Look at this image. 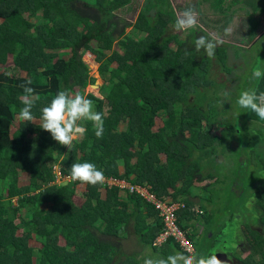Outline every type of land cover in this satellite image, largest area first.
I'll return each instance as SVG.
<instances>
[{
    "label": "trees",
    "instance_id": "obj_1",
    "mask_svg": "<svg viewBox=\"0 0 264 264\" xmlns=\"http://www.w3.org/2000/svg\"><path fill=\"white\" fill-rule=\"evenodd\" d=\"M148 1V7L153 6L149 11L141 9L134 24V29L144 35L137 39L125 35L127 25L120 27L124 21L116 15L131 0H0V66L5 67L0 72V188L4 183L1 189L6 192V198L0 195V264H143L146 256H152L146 248L152 251V257L166 258L177 251L187 254L172 239L160 251L154 246L163 229L162 220L155 206L137 193L109 187L105 182L87 184L86 199L76 206L68 188L72 184L71 165L83 162L95 164L106 179L148 187L161 201L168 198L170 203H183L184 207L177 210V222L194 245L195 254L199 255V241L205 237L211 248L206 256L217 252L220 259L229 261L225 252L241 246L248 249V254L236 264H264V152L255 149L264 142V120L237 104L244 90L264 92V77L257 80L252 76L264 65L251 69L250 75L238 71L234 83L220 92L208 93L207 86L213 82L207 79V73L213 64L227 73L228 51L245 50L219 43L213 57L205 52L200 55L194 42L209 35L197 28L186 38L188 42L182 41L168 31L176 19L170 0ZM253 1L243 0L247 16L258 12ZM207 4L205 12L194 5L197 12H203L199 20L207 27L212 24L205 15L207 10L220 16L216 17L217 24L233 12V3ZM37 14L40 18L33 22ZM118 39L123 52L112 51V43ZM67 49L72 51L62 56L61 51ZM86 53L95 57L100 64L98 73L107 81L103 98L86 95L93 101L94 110L103 115L102 138L96 137L90 121L79 122L86 132L83 139L73 142L70 151L39 124L20 121L11 133L23 106L22 86L28 81L40 97L32 109L36 119L58 91L82 94L73 90L89 85V68L83 60ZM262 58L256 57L253 62ZM21 70L25 77L20 76ZM220 118L225 121L221 123ZM158 120L163 127L155 131ZM123 123L126 129L120 130ZM216 125L223 126L219 135L211 134ZM232 143L236 144L234 149L230 148ZM218 149L228 160L222 180L234 187L233 199L245 201L241 217L231 213L227 221L207 214L201 203V214L190 211L199 201L210 204L215 200L213 186L222 182L219 177L214 184H196L214 178L212 173L203 172L206 164L214 163V169L223 165L211 159ZM54 166L70 181L57 185ZM20 173L28 174L22 186L18 185ZM120 192L127 194L126 201L119 198ZM3 199H7L11 217ZM233 199L225 200L224 207ZM16 215L18 225L13 220ZM197 217L203 219V231L186 232L189 227L195 229L193 221ZM216 218L218 222L208 238L206 231ZM131 221L141 249L130 250L121 235ZM20 227L21 236H15ZM33 235L40 243L35 254L27 244ZM247 236L253 246L246 247Z\"/></svg>",
    "mask_w": 264,
    "mask_h": 264
},
{
    "label": "rangeland",
    "instance_id": "obj_2",
    "mask_svg": "<svg viewBox=\"0 0 264 264\" xmlns=\"http://www.w3.org/2000/svg\"><path fill=\"white\" fill-rule=\"evenodd\" d=\"M153 1V0H152ZM182 1V0H180ZM185 1V0H184ZM148 0H131V2L126 5L124 8L116 11V15L118 18L123 19L124 22H120V27L123 25H127V27L125 28V35H129L132 37H135L137 39L144 37V35L141 32H138L136 29H134V24L139 16V13L141 11V9L145 8L147 11H149L151 9V7H148L149 3ZM170 8L172 9V11H174L175 13V17L176 15L181 12V9H185L187 7H193V5L196 6H200L201 7V11H202V7L204 6L203 4V0H188L189 4H185V2L183 3H179L176 0H170ZM163 5V4H161ZM240 7L242 9L238 10L237 7H233L232 13H229V15L226 18H223V22L220 24V27H228L231 28V34L230 37H227V35H225L223 33V36H217L220 39H224L227 37V40H223V42L221 44L224 45V47H228L229 45H240V43H237V41H240L242 39H244V41L246 40L245 35H243L244 33L247 32L248 30V24L246 23V20L251 19V21L253 22V19H256L257 16L260 15H249L247 16L246 13L244 12V5L243 3L240 4ZM197 11V8H195ZM236 9V11L234 12V10ZM248 10H251L249 7L247 8ZM198 13V19H200L202 16H204L203 12H197ZM205 15H208L209 19H211L210 21H216V16H214L210 10H207V13ZM40 18V15L37 14V16H35L32 20L33 22H37L38 19ZM261 20V19H258ZM235 21V23H234ZM230 23H234L233 25H229ZM254 27V25H253ZM81 28V27H80ZM203 29V32L206 33L207 35L209 34H213L216 36V32L210 28L205 26L201 20H199V23L196 27V29ZM195 28L193 29H189L187 31H176L174 29L173 26H170L168 28V31L170 33H173L177 36H179V38L182 41H187L186 38H188V36L194 31ZM257 31V28H254ZM234 30H237L235 33L233 32ZM118 40H116L115 42L112 43V51L114 50H118L120 52H123L122 48H119L118 45ZM93 48H96V43H92L91 44ZM241 46V45H240ZM170 47L173 48L174 44L171 43ZM234 46H231V49L233 50ZM230 50V49H229ZM72 50L67 49V50H63L61 51L62 56L66 57L70 54ZM200 55H202V53H204V50L201 49L198 51ZM230 54V59L228 62V66H229V70L227 71V73H224L223 71L220 70V68L214 63L213 66L209 69V72L207 73V79H209L210 81H212L213 83L209 86H207V91L208 93H215V92H220L222 89H224L227 85H229L230 83H234V77L235 74H238L237 72L239 71L240 73H247L250 75V70L251 69H255V68H259L261 66L264 65V58H262L263 60H259L257 62H253V59L256 57H264V40L255 43L252 46V50L250 52V50L248 51H243L241 53H236L233 51H228ZM233 54L237 57L233 58V55L231 56V54ZM95 57L90 54V53H86L83 56V60L85 61V63L88 65L89 68V85L85 88V89H81L79 87H75L74 88V92H78V91H82L81 93L84 95H89V94H93L97 97L103 98V86L107 85V81H105L104 79H102V77L100 76V74L98 73V69L100 64L98 62L95 61L94 59ZM8 63L10 64V58L8 60ZM115 66V65H113ZM5 67L4 66H0V72L3 71ZM234 68V69H233ZM247 75V76H249ZM20 76L21 77H25L26 73L24 70H21L20 72ZM240 76V74H239ZM246 76V75H245ZM244 76V77H245ZM92 79H94V83H92ZM224 79H227L225 81H223ZM236 81V80H235ZM92 85H98V88H94L92 87ZM205 92L206 89L204 90ZM72 95H74L73 92H71ZM219 107H220V103H218ZM227 106V105H226ZM222 113L225 114V112H223V109L220 110ZM228 115L231 114V112L229 111V113H227ZM225 117V116H223ZM18 117L16 118V120L13 122L11 128H10V132L13 133V131H15L18 127L19 121L17 120ZM221 119V123H223L225 121V118H220ZM35 124H39V121H36ZM163 127L162 121L158 120L156 123V126L154 128L155 131H158V129H161ZM223 128L222 125H216L213 130L211 131V134L213 135H219L220 130ZM120 130H125L126 129V123H123L122 125L119 126ZM257 133L261 134V131H258ZM256 134V133H255ZM262 134L264 135V131L262 132ZM256 136H254L255 139ZM83 139V136L78 138L79 141ZM255 142V141H254ZM257 144V143H256ZM261 146H258V148H255L256 150L259 149H263L264 152V142L260 143ZM236 144L232 143L230 145V148H235ZM217 156L216 157H211V159L213 161H215L216 163H221L223 165L216 166L217 168L214 169V163H209L206 164L204 167L203 172L205 174L207 173H212V175H214V178L209 179L203 183L198 184V186H204L207 184H214V182L216 181V177H219V180H222L225 175L227 174V169L228 167L225 166V162L227 160V158L219 153V149L217 150ZM85 154L88 153V151H84ZM229 153V152H228ZM162 160L164 161V156L161 155ZM234 158H230L231 162L233 161ZM228 161V160H227ZM239 161V157H237V161L236 163ZM233 164V163H232ZM220 165V164H219ZM123 171V169L121 168V172ZM53 173L55 175V183H59L60 185L66 183L67 181L59 178L57 175L59 173V170L56 166L53 167ZM28 180V174L27 173H20V177H19V181H18V185L22 186L25 185L26 182ZM63 182V183H61ZM70 184V183H69ZM87 183H82L80 181H76V182H72V184L69 185V189H71L72 191V202L76 205V206H81L82 203L85 201L86 197H85V193L87 192V187H86ZM1 188H4V183L2 184ZM0 188V195H3L5 192V189H1ZM213 189L215 190V197L213 196V198L215 199L212 203L210 204H205L202 203L205 207H206V211L208 212L207 214H212L213 217H220L221 219H224L227 221L229 218V215L231 213L236 214V217H241V215L244 213V206H245V201L243 200H239L238 198L233 199V197L231 196V191L234 189V187H229L228 183L224 180H222V182H219L217 184H215V186H213ZM123 191V190H122ZM4 192V193H3ZM103 192V191H101ZM126 193L125 192H120L119 194V198L122 201H126L127 197H126ZM4 198H6L5 195H3ZM233 199V202L231 203V205L224 207L225 205V200ZM6 201L7 199H3L2 203H4V209L7 210L9 216L11 217V211L8 209V206L6 205ZM12 203L15 204L16 201L15 199L12 200ZM224 207V208H223ZM251 207H253V210H257L258 207H255V205H252ZM223 209V210H222ZM128 211H131V205L129 206ZM197 213L200 214L201 211L197 210ZM24 217H27V212H23ZM19 215H16L13 217L14 223L15 225H18L19 219H18ZM224 217V218H223ZM198 220L199 223H201L203 221L202 218H196ZM218 222V218H216V220L210 225V227L208 228V230L206 231L207 233V237L209 238L210 235L213 233L212 230H214L215 227V223ZM232 222V221H231ZM229 222V223H231ZM134 222L131 221L130 225L128 227H125L123 229V231L121 232V235L123 237H125L127 239V243L130 246V250L131 248H140L137 245V238L136 235H133L132 232L134 230V226H133ZM203 226V225H202ZM240 227V226H239ZM240 229L242 230V226L240 227ZM198 231V229H197ZM23 232L22 227L17 228L16 232H15V236H21ZM186 232H190L189 229H187ZM199 233V231H198ZM199 235V234H198ZM198 239V238H197ZM196 239V241H197ZM201 244L200 250H199V255H204L206 256V252H208L209 250H211V248L209 247V242L207 239H205V237L201 238V240L199 241ZM60 243L62 244V239L60 238ZM28 246H30L31 248H33L34 254L36 253V249H38L40 247V243L35 239V236L33 235L31 238L28 239L27 241ZM245 244L246 247H250L253 246V240L247 236V238H245ZM194 247V246H193ZM233 247V246H231ZM141 249V248H140ZM234 251H229L227 250V252H225V256H227L228 258V264L230 263H238V261H240L241 259H243L247 254H248V249L244 250L243 247L238 246L236 247V249H233ZM136 251V250H134ZM151 251V250H150ZM160 251V248H159ZM230 257V259H229ZM256 259V258H255Z\"/></svg>",
    "mask_w": 264,
    "mask_h": 264
},
{
    "label": "clouds",
    "instance_id": "obj_3",
    "mask_svg": "<svg viewBox=\"0 0 264 264\" xmlns=\"http://www.w3.org/2000/svg\"><path fill=\"white\" fill-rule=\"evenodd\" d=\"M198 23V13L193 5V7H187L176 15L173 27L178 32L193 28L196 30ZM231 31V28H226L224 34L230 35ZM222 42V39L209 34V36H200L194 43L197 51L203 49L206 55L211 58L215 55L217 44ZM240 45L237 46L247 51L243 45ZM185 54L187 55V51ZM252 76L259 80L264 77V69H255ZM30 84L31 81H28L26 85L22 86L24 96L21 98V104L23 106L19 110L18 118L20 121L36 123L32 109L40 97L35 93L34 88L28 86ZM237 104L241 108L254 112L260 120H264V92H257L254 88L244 90L239 94ZM80 121L92 122L96 137L102 138L104 118L101 112L94 110L93 101L86 95L80 93L72 95L67 90H60L50 103L41 109L39 127L49 132L52 139L60 145L66 146L70 151L73 142L86 132V128L79 123ZM70 178L72 182L80 181L93 186L103 184L105 181L104 173L90 162L73 163ZM56 184L60 185L59 183ZM186 251L188 254L177 251L166 258L146 256L143 259V264H228L227 260L218 257L217 252L204 256L195 254L191 249H186Z\"/></svg>",
    "mask_w": 264,
    "mask_h": 264
},
{
    "label": "built area",
    "instance_id": "obj_4",
    "mask_svg": "<svg viewBox=\"0 0 264 264\" xmlns=\"http://www.w3.org/2000/svg\"><path fill=\"white\" fill-rule=\"evenodd\" d=\"M57 176L59 178H62L63 180H66L67 182L70 181L69 177H62L60 173H58ZM104 182L109 187L119 186L124 190H128L130 193H137L155 206L162 220L163 229L156 237L154 241V246H157L159 248L163 247V245H165L167 241L172 239L175 242L179 243L180 248L187 254L188 252L186 251V249H191L194 252V245L178 226L177 210L182 207V205H179L178 203L174 202L170 203L168 199H165V201H161L153 193L150 192L148 187H144L141 185H133L124 180H118L115 178H105Z\"/></svg>",
    "mask_w": 264,
    "mask_h": 264
},
{
    "label": "crops",
    "instance_id": "obj_5",
    "mask_svg": "<svg viewBox=\"0 0 264 264\" xmlns=\"http://www.w3.org/2000/svg\"><path fill=\"white\" fill-rule=\"evenodd\" d=\"M176 1H178L179 3H183V2H185V4L187 3V4H189L188 3V0H182V1H180V0H176ZM211 2H215V3H222V4H224V5H226V6H230V4L231 3H233L232 4V8L233 7H235V6H237L238 5V7H239V10H240V3H243V0H210L209 2H208V0H203V4H204V6H203V8H204V12L206 11V9H207V3H211ZM254 2V6H256L257 7V11L258 12H255V13H251L250 15H260V16H257L256 17V19H253L254 21L252 22L251 21V19H248V20H246V23L248 24V30H247V32L246 33H244L243 35H245V37H246V40L244 41V39H242V40H240V41H237V43H240L241 45H243L246 49H247V51L248 50H252V46L255 44V43H257V42H260V41H263L264 40V0H254L253 1ZM182 11H183V9H181ZM211 11V13H212V10H210ZM259 11H261V12H259ZM213 15H214V13H213ZM214 16H216L217 18L218 17H220L219 15H214ZM258 19H261V20H258ZM212 22V21H211ZM234 23H235V21H234ZM234 23H230L229 25H233ZM253 25H254V27H253ZM211 27L210 28H212L215 32H216V36H223V33H224V30L226 29V28H228V27H220V23H218L217 24V22H215V21H213L212 22V24L210 25ZM257 28V31L254 29V28ZM237 30H234L233 32L235 33ZM227 37H230V35H227ZM227 37L226 38H224L223 40H227ZM17 118V117H16ZM16 120V119H15ZM19 122H20V120H19V118L17 119ZM36 121H39V119H36ZM19 125V124H18ZM14 132V131H13ZM200 184V183H199ZM196 185H198V184H196ZM176 189H177V187H175ZM169 192H171V190H169ZM165 199H168V198H165ZM169 201V200H168ZM174 203H178V202H174ZM201 203L202 204V202L201 201H199V202H197V204L195 205V206H192L191 208H190V211H193V212H195V213H197V210H199V211H201V208L199 207V204ZM179 205H182V207H180V208H183L184 207V205H183V203H178ZM201 214V213H200ZM193 224H194V226H195V229H193L192 227H189L188 229L190 230V231H194L195 232V234H196V231H197V229H198V231H199V233L200 232H202L203 231V229H202V227L204 226L203 225V222H201V223H198L197 222V220H196V218L194 219V221H193ZM134 225V224H133ZM203 225V226H202ZM132 234L133 235H135V233H134V230H133V232H132ZM127 242V241H126ZM145 252L147 253V254H152V256H154V254L152 253V251H150V249L149 248H146V250H145ZM150 254V255H151ZM173 254H175V253H173Z\"/></svg>",
    "mask_w": 264,
    "mask_h": 264
},
{
    "label": "water",
    "instance_id": "obj_6",
    "mask_svg": "<svg viewBox=\"0 0 264 264\" xmlns=\"http://www.w3.org/2000/svg\"><path fill=\"white\" fill-rule=\"evenodd\" d=\"M92 87H94V88H98L99 86H98V85H92Z\"/></svg>",
    "mask_w": 264,
    "mask_h": 264
}]
</instances>
